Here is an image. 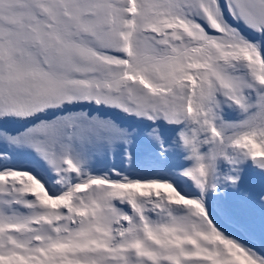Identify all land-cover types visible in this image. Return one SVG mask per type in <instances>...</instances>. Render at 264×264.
I'll list each match as a JSON object with an SVG mask.
<instances>
[{"label": "snow or ice", "instance_id": "6c2138e0", "mask_svg": "<svg viewBox=\"0 0 264 264\" xmlns=\"http://www.w3.org/2000/svg\"><path fill=\"white\" fill-rule=\"evenodd\" d=\"M0 264H264V0H0Z\"/></svg>", "mask_w": 264, "mask_h": 264}]
</instances>
